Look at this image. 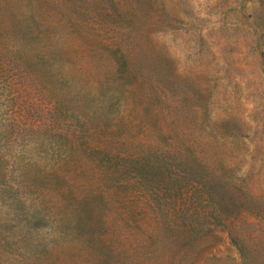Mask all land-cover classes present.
I'll return each instance as SVG.
<instances>
[{
    "label": "rangeland",
    "instance_id": "obj_1",
    "mask_svg": "<svg viewBox=\"0 0 264 264\" xmlns=\"http://www.w3.org/2000/svg\"><path fill=\"white\" fill-rule=\"evenodd\" d=\"M0 264H264V0H0Z\"/></svg>",
    "mask_w": 264,
    "mask_h": 264
}]
</instances>
